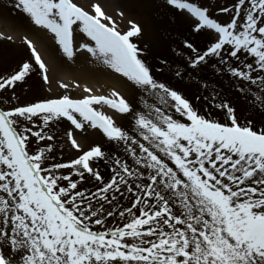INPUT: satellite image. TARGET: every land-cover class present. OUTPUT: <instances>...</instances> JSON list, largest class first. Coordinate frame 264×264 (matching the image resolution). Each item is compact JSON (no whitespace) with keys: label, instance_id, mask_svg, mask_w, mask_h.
<instances>
[{"label":"snow or ice","instance_id":"snow-or-ice-1","mask_svg":"<svg viewBox=\"0 0 264 264\" xmlns=\"http://www.w3.org/2000/svg\"><path fill=\"white\" fill-rule=\"evenodd\" d=\"M165 2L196 19L194 35L182 40L184 67L166 59L150 65L142 58L147 49L132 40L140 25L129 21L121 32L99 4L88 11L74 0H14L33 25L54 34L68 58L75 54L74 30H81L90 41L80 47L131 81L140 96L139 107L115 90L111 97L11 104L15 87L31 72L48 80L47 65L26 38L34 62L0 76V90H11L8 106L0 107V264H264V128L254 130L252 120L241 125L227 100L216 103L223 75L264 115V0L220 8L231 13L224 23L210 6ZM203 30L211 31L202 48L195 34ZM154 70L170 72L175 83L158 79ZM185 78L204 91L216 84L205 99L229 123L199 113L180 86ZM100 104L127 114L128 129L94 107ZM63 119L75 129H85V122L99 128L111 149L97 144L68 163H50V143L29 150L30 137L53 140L44 128ZM65 134L79 149L72 130ZM104 162L113 165L108 182L99 171ZM65 168L71 171L64 174ZM89 178L103 187L81 190ZM126 195L130 206H121ZM117 216L122 224L109 222Z\"/></svg>","mask_w":264,"mask_h":264},{"label":"rangeland","instance_id":"rangeland-1","mask_svg":"<svg viewBox=\"0 0 264 264\" xmlns=\"http://www.w3.org/2000/svg\"><path fill=\"white\" fill-rule=\"evenodd\" d=\"M74 2L88 11L93 10V4H99L104 12L106 10L109 12L108 16L114 18L113 16L117 14L120 16V19L124 18L139 24L142 31L138 37H133L132 40L138 47L147 49V53L142 54V58H146L150 65L159 66V61L166 59L173 68L185 66L184 62L188 53L182 46V40L194 35L192 26L196 22V19L186 10H177L167 5L165 0H74ZM191 2L210 6L212 17L224 23L229 21L231 13L220 12L219 9L222 7L231 8L235 0H191ZM13 3L14 0H0V76L6 77L13 73L22 62H34V57L26 43L27 38L33 42L41 58L47 65L48 80L45 81L43 79L41 72H31L26 78L25 83H18L15 87V97L11 100V104L24 105L38 100L58 98L62 95H68L73 99H80L83 98L85 93L87 95H92V92H87V88L92 87L95 90L93 92H97L95 95L111 97L113 90L118 91L132 103L134 107H139L137 100L139 99L140 91L128 79H122L120 77L119 79L123 81V85L120 83L119 88L113 89L110 85L100 81V76L92 72L90 68L85 72L90 73V79L93 81L97 80L98 83L95 81L88 83L71 79V75H77V71H80L78 70L80 69L79 62L90 59V53H88L86 49L80 47L81 44L85 43V37L81 30H74L73 39L76 41L75 54L72 58H68L58 42L50 39L47 33L40 38L38 32H46V29L33 25L23 13L18 12L12 6ZM121 13H123V15H120ZM118 23L119 22H116V25ZM121 26L122 25H120L119 28H121ZM119 28L118 30H120ZM128 29L127 27L120 31L124 32ZM210 31L211 30H203L201 33L195 34L200 37L198 40L200 47L203 48L210 42ZM43 44L45 48L42 47ZM76 49L78 52H76ZM49 58L51 62L48 60ZM53 60L58 64V67H55V64L53 66ZM34 67L38 66L34 65ZM75 67H78V69ZM107 71H110L111 75L115 72L109 67ZM154 75L165 82L175 83V79L170 72H166L162 75L156 73L154 70ZM203 76L210 77L213 80L216 79V77L211 76V73L207 71L203 73ZM219 81H222V83L220 87L217 88L218 99L216 103H219L220 100H227L235 108L238 123L241 125H244L248 120H252L254 130L264 128V115H261L256 107L249 104L248 98L240 93L237 87H234L228 77L222 75L219 77ZM65 84L67 85L66 88L63 86ZM185 86L191 87L186 90V94L194 97V99L190 100L199 110V113H204L202 115L206 118H216L215 120L221 123H229L224 112L219 108L212 107L211 99H205V97H209L211 88H215L216 84L211 85L209 91H204L203 89H198L192 81L185 78L181 87L186 89ZM248 87L252 88L253 92L258 89V85L249 84ZM10 94L11 90H0V100L4 101L3 104H0V107L8 106L9 102L7 97ZM197 96H199L200 99H196ZM94 107L107 115H115L112 116L115 123L122 128L128 129L130 118L127 114H120L115 109L105 104L94 105ZM216 109L218 111H216ZM202 110L207 112L205 113ZM40 126L41 121L38 120L34 131L40 130ZM68 130H72L73 137L80 145L79 149L75 148L71 144L70 139L66 136L65 133ZM44 135H52L54 139L51 141H38L34 136L30 137L28 148L30 151H34L32 147H36L38 143L41 146L45 143L52 144V156L54 159L51 160L50 163H68L97 144L101 145L104 149H111L112 147L102 130L91 127L88 122H85V129L81 130L75 129L74 125H71L69 121L63 119L50 127L44 128ZM121 152H123L122 148ZM92 166L97 167L95 164ZM112 168L113 165L110 162L99 164V171L101 172L104 182L110 181L112 175H114ZM61 171L64 174H68L71 169L65 168L61 169ZM73 179H78V177L73 174ZM78 187L81 190L86 189L87 192L95 193L97 187H103V184L98 183L94 178H89L81 181ZM89 199H91V197H89ZM117 199H119V197H117ZM92 202L95 203V201ZM120 204L121 206H130V200L127 198V195L124 199L120 200ZM105 208L107 209L108 205H105ZM108 220L110 223H123L118 216L115 218V221H113V218H108Z\"/></svg>","mask_w":264,"mask_h":264},{"label":"bare ground","instance_id":"bare-ground-1","mask_svg":"<svg viewBox=\"0 0 264 264\" xmlns=\"http://www.w3.org/2000/svg\"><path fill=\"white\" fill-rule=\"evenodd\" d=\"M106 13H107V15H108V11L106 10L105 11ZM114 18H113V20L115 21V22H119L118 24H117V27L119 28L120 27V25H122L121 26V28H119L120 30L121 29H124V28H130L131 27V25L129 24V20H127V19H124V18H121L120 19V16L119 15H117V14H115L114 16H113ZM131 21V20H130ZM47 33V35H49V37H50V39H52V40H55V38H54V34H52L51 35V32L50 31H48V30H46V32L45 31H43V32H41V31H39L38 32V35H39V37L41 38L44 34H46ZM83 33V32H82ZM84 34V33H83ZM46 36V35H45ZM84 37H85V43L86 42H89L90 41V38L89 37H87L86 36V34H84ZM76 41L73 39V49H74V51H75V45H76V43H75ZM94 43V42H93ZM42 46V45H41ZM42 47H44L45 48V45L43 44V46ZM43 49V48H42ZM45 50V49H44ZM76 52H78V50L76 49ZM44 53H45V51H44ZM83 54V53H82ZM90 56V59H87L86 61H80L79 63H80V69H78V67H75L76 69H78V70H80V71H77V75L75 74L74 76L73 75H71V79H73V80H78V81H82V82H88V83H90V82H97V80H91L90 79V73H88V72H85L88 68H90L91 69V71L92 72H94V73H96L97 75H99L100 76V78H99V80L100 81H102V82H105L104 84H107V85H110V87L111 88H113V89H117V88H119V86H120V83L123 85V81L122 80H120L119 78L121 77L122 79H127L126 77H123L121 74H118L117 72H113V75H111L110 74V71H107L108 70V66L107 65H104L102 62H100V61H98V60H96L95 58H93L92 56H91V54L89 55ZM50 62H51V60H50V58L48 59ZM53 66H54V64H55V67H58V64H56V62H55V60H53ZM79 73V74H78ZM120 75V76H119ZM98 83V82H97ZM85 87H88V86H85ZM87 89H91V94L92 95H95V94H97V92H93V91H95L92 87H89V88H87ZM83 92V91H82ZM88 93H90L89 91H87ZM85 93V92H84ZM85 95H87L86 93L83 95V97L85 96ZM112 116H115V115H113V114H111Z\"/></svg>","mask_w":264,"mask_h":264}]
</instances>
